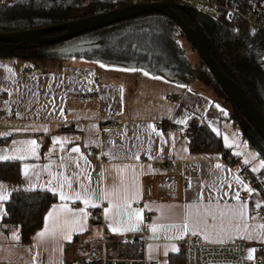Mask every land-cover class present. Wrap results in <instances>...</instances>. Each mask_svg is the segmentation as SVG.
I'll use <instances>...</instances> for the list:
<instances>
[{"label":"crops","instance_id":"0c3cea01","mask_svg":"<svg viewBox=\"0 0 264 264\" xmlns=\"http://www.w3.org/2000/svg\"><path fill=\"white\" fill-rule=\"evenodd\" d=\"M193 60L152 69L109 57L0 59V163L21 166L18 182L0 180L8 196L0 201V264H75V255L96 254V241L107 253V238L125 234L142 258L161 264L191 235L210 244L263 242L256 213L264 209V159L245 136L247 123L234 121L233 105L199 81ZM81 95L91 99H70ZM193 121L221 138L234 165L224 153L190 151ZM158 123L173 128L158 131ZM19 191L57 200L29 243L4 221Z\"/></svg>","mask_w":264,"mask_h":264},{"label":"trees","instance_id":"16d2710c","mask_svg":"<svg viewBox=\"0 0 264 264\" xmlns=\"http://www.w3.org/2000/svg\"><path fill=\"white\" fill-rule=\"evenodd\" d=\"M246 1L240 0L244 3ZM131 4V0H0V33L44 28L106 13ZM175 10L189 27L196 26L197 22L188 12L181 8H175ZM60 34L61 32H58L47 36ZM181 36L183 34L174 21L167 16L154 13L54 45L0 43V59H14L38 65L47 59L43 56L46 51L63 49L85 42L101 41L103 45L100 48L74 56L88 59L109 57L145 64L152 69H161L179 64L178 41ZM209 44L212 55L222 71L243 88L253 104L264 115V33L255 32L244 22L236 25L226 16L221 15L209 39ZM197 78L219 98L233 105L235 122L245 121L252 125V121L242 110L231 102L200 58ZM248 132L249 129L245 134L247 138H249ZM187 135L192 153H224L225 157H228L229 154L224 150L221 138L197 121L191 122ZM255 136L264 145V140L257 134ZM250 142L252 147L259 151L253 140L250 139ZM260 155L264 159L261 153ZM260 176L264 184V170ZM20 178L19 163H0L1 181L16 183ZM258 187L264 196L262 185ZM56 201V197L49 192H15L6 205L4 221L20 226L24 243H29L32 236L43 228L45 216ZM108 247L126 258L143 257V248L138 243L121 245L117 238L108 237L106 248ZM99 262L100 260L84 261L82 264ZM167 264H186L184 249L182 248L180 254L171 256Z\"/></svg>","mask_w":264,"mask_h":264},{"label":"water","instance_id":"95a60500","mask_svg":"<svg viewBox=\"0 0 264 264\" xmlns=\"http://www.w3.org/2000/svg\"><path fill=\"white\" fill-rule=\"evenodd\" d=\"M154 13L167 16L176 23L183 36L187 38L231 102L252 121V125H249V138L253 140L259 153L264 156V145L255 136L257 134L264 140V115L253 104L243 88L219 67L212 55L209 39L204 37L201 27L198 24L194 28L189 27L169 3L131 4L106 13L44 28L0 33V43H28L35 46L54 45L123 21ZM58 32H61L58 36H47ZM102 45L103 42L101 41L85 42L63 49L46 51L43 56L45 58L71 57L98 49Z\"/></svg>","mask_w":264,"mask_h":264},{"label":"built area","instance_id":"2783aa9c","mask_svg":"<svg viewBox=\"0 0 264 264\" xmlns=\"http://www.w3.org/2000/svg\"><path fill=\"white\" fill-rule=\"evenodd\" d=\"M187 2L199 4L202 7L216 10L220 15L239 25L248 24L255 32L264 33V7L262 0H247L245 3L240 0H131L132 4H157L169 3L173 7L184 9L190 14ZM73 102L85 103L91 99L90 95L70 97ZM158 131L170 130L173 127H165L163 123L156 125ZM186 133L183 127L177 128ZM95 152L96 149H92ZM225 156V154H224ZM229 165H234V161L226 157ZM250 189L255 187V181L249 177ZM245 196V194H244ZM93 217V214H92ZM257 221L264 223V209H258L256 213ZM121 245L130 244L128 236L125 234L119 238ZM179 245L184 249L186 264H264V240L257 245L248 246L241 241L226 244H210L196 235L188 236L180 240ZM255 250V251H252ZM249 255L252 259H248ZM97 264H161L158 261H148L145 258H108L104 251L103 257Z\"/></svg>","mask_w":264,"mask_h":264},{"label":"rangeland","instance_id":"374dc122","mask_svg":"<svg viewBox=\"0 0 264 264\" xmlns=\"http://www.w3.org/2000/svg\"><path fill=\"white\" fill-rule=\"evenodd\" d=\"M264 1V0H262ZM186 6L190 9V15L194 18V20L197 22V24L201 27L203 35L206 39H210L213 35L214 29H215V22L219 20L220 14L213 9H208L205 7L200 6L199 4L187 2ZM178 55L184 60H187L188 62L191 61V59L198 60L197 64H199V56L197 52L193 49L191 44L188 42L187 38L185 36H181L178 41ZM66 58V57H61ZM58 58H47L43 61V63H49L54 62ZM195 60L194 63H195ZM192 63H190L188 66H191ZM186 66V65H185ZM187 67V66H186ZM247 123V122H246ZM249 124L247 123V127ZM250 127V126H249ZM95 248L97 249V252L92 258H89L90 255L82 256V255H76L74 256L73 261L75 264H82V262H94L98 259H100L104 254V244L99 240L96 241L94 244ZM92 246L90 247V254L92 251ZM107 256L108 258H115L119 257L122 258L123 256L118 253V251H113L111 247H108L107 249ZM87 259H89L87 261ZM91 259V260H90Z\"/></svg>","mask_w":264,"mask_h":264},{"label":"snow or ice","instance_id":"6c2138e0","mask_svg":"<svg viewBox=\"0 0 264 264\" xmlns=\"http://www.w3.org/2000/svg\"><path fill=\"white\" fill-rule=\"evenodd\" d=\"M145 75H147V73H145ZM61 114H63V110L61 109ZM31 146H32V150L34 151L35 150V142H31ZM73 152H79V148H73L72 149ZM4 160H9V159H12V157H8V156H4L2 157ZM217 167H219V165H217ZM27 171H25V175H27ZM4 186L3 185H0V188H3ZM249 192H251V189H248ZM61 199H65V196L63 193H61ZM77 198H79V196H77ZM236 198L239 199V193L237 192L236 193ZM8 199V196L6 194L4 195H0V201H3V200H7ZM85 203L87 204L88 202L85 201ZM94 206V205H93ZM261 207L260 204H257V208ZM83 211V210H82ZM6 214V213H4ZM241 215H243V213H241ZM184 228L186 229L187 228V225L184 226ZM39 235L43 236L44 233H40ZM68 239H70V237H66ZM252 251H255V250H252ZM248 259H252V256L249 255Z\"/></svg>","mask_w":264,"mask_h":264},{"label":"flooded vegetation","instance_id":"af4514ba","mask_svg":"<svg viewBox=\"0 0 264 264\" xmlns=\"http://www.w3.org/2000/svg\"><path fill=\"white\" fill-rule=\"evenodd\" d=\"M175 8H177V7H174V9H175ZM181 10H182V9H181ZM192 19H194V18H192ZM57 36H58V35H57Z\"/></svg>","mask_w":264,"mask_h":264}]
</instances>
